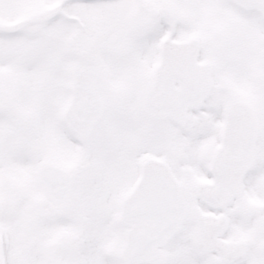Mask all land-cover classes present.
I'll return each instance as SVG.
<instances>
[{"label":"snow or ice","instance_id":"obj_1","mask_svg":"<svg viewBox=\"0 0 264 264\" xmlns=\"http://www.w3.org/2000/svg\"><path fill=\"white\" fill-rule=\"evenodd\" d=\"M0 264H264V0H0Z\"/></svg>","mask_w":264,"mask_h":264}]
</instances>
